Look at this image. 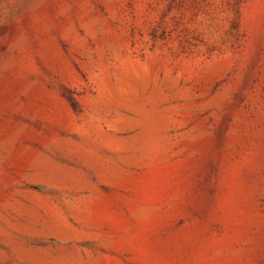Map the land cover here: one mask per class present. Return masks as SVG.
Instances as JSON below:
<instances>
[{"label": "rangeland", "instance_id": "1", "mask_svg": "<svg viewBox=\"0 0 264 264\" xmlns=\"http://www.w3.org/2000/svg\"><path fill=\"white\" fill-rule=\"evenodd\" d=\"M0 264H264V0H0Z\"/></svg>", "mask_w": 264, "mask_h": 264}]
</instances>
